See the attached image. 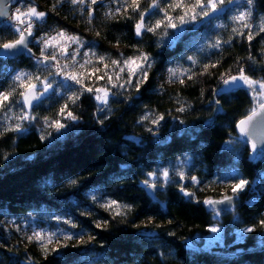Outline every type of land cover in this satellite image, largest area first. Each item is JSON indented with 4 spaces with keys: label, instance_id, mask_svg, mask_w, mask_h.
<instances>
[{
    "label": "trees",
    "instance_id": "16d2710c",
    "mask_svg": "<svg viewBox=\"0 0 264 264\" xmlns=\"http://www.w3.org/2000/svg\"><path fill=\"white\" fill-rule=\"evenodd\" d=\"M38 9L49 12L46 23H42L41 32L54 34L53 30L66 28L69 32L81 34L86 40H97L100 54L118 52L131 55L133 47L147 52L154 64L148 83L139 92L129 89L124 95L110 101L111 113L101 125L98 117L104 113L97 112V101L85 93L71 110L81 117L80 121L65 131L63 136L52 129V137L41 141L43 121L33 122L24 134L8 132L0 136V264H86L82 257L100 258V264H264V229L258 221L264 219V181L258 173L264 170V162H249V145L235 143L239 160L236 162L239 172L249 180L247 189L239 195L233 212H222L219 223L213 219L207 206L197 203L196 199L205 197L220 198L231 194L227 184L213 183L221 171L230 168L235 153L224 150V141L235 139L238 134L236 121L251 106L250 96L244 91L222 99L223 113H216L212 89L217 87L215 76L199 77L198 81L187 82V86L166 83L167 69L170 67L187 68L190 61L184 57L196 55L201 63L222 60L218 72L235 67L238 58L248 55L261 60V49L264 48V33L257 36L249 45L246 39L236 38L231 45L223 49H206L199 51L201 45L213 41L217 36L227 40L235 25L227 16L214 23H223L225 28L200 27L189 32L183 42L175 47H158L157 37L146 34L136 37L131 20L118 17L106 20V10L96 8L94 25L102 32L97 38L94 31H89L83 23L86 13L81 16L79 9L70 3L59 5L56 12H51L54 0H35ZM264 16V0H255L253 20L259 22ZM0 38H14L11 29L0 30ZM120 44L116 45V40ZM39 55V48L33 46ZM248 66L251 62L246 59ZM36 72L34 61L21 57L0 59V90H6L10 80L9 68ZM254 77L264 76L259 64ZM199 71V68H196ZM59 79V78H57ZM91 83V82H90ZM163 92H158L160 85ZM97 85V86H102ZM203 89L204 95L200 92ZM114 92L120 90L113 89ZM179 94L182 102L190 104L189 111L176 112L175 97ZM130 97V98H129ZM65 101L52 96L40 107L33 110L39 117L52 116ZM13 112L19 111L14 105ZM164 113L165 120L154 128L153 135L147 128L151 123L138 124L140 116L147 112ZM175 117L176 119H173ZM214 119L215 124L206 126L205 122ZM180 121H183L181 124ZM60 136L59 139H55ZM130 137H138L143 143L136 144ZM160 140L161 143L156 141ZM8 154L7 160L3 155ZM188 154L193 157L192 165L186 166L188 176H197L201 183L193 185L191 181H180L188 190L196 192V198L189 201L179 191V185L170 183L158 193L160 203L153 202L146 194L141 181L146 173L163 161L168 166L176 163L178 157ZM122 165H127L126 168ZM77 180L71 185L69 181ZM178 180V177H174ZM210 185V186H209ZM99 189L98 197L115 199L132 205V211L123 219H113L111 214L94 204L88 197L90 190ZM75 200L79 207L71 202ZM82 211H90L91 216H81ZM32 213L33 218H29ZM66 215L86 229L95 237L85 248L61 249L60 254L48 256L40 253L34 244H29L21 232L11 227L10 221L36 222L54 228L67 229L65 224H57L47 219L48 215ZM239 217L234 223L233 217ZM107 219L110 227L96 229L94 221ZM147 224L148 227H144ZM140 227H137V226ZM221 226L224 229L223 246L212 251L200 250L209 237L210 226ZM256 226L252 233H244V238L236 240L238 229ZM71 231H77L71 229ZM152 231L158 238H142L141 232ZM169 233H172L171 235ZM87 239V237H85ZM193 243L195 247L189 246Z\"/></svg>",
    "mask_w": 264,
    "mask_h": 264
},
{
    "label": "snow or ice",
    "instance_id": "6c2138e0",
    "mask_svg": "<svg viewBox=\"0 0 264 264\" xmlns=\"http://www.w3.org/2000/svg\"><path fill=\"white\" fill-rule=\"evenodd\" d=\"M64 2L65 0H54L50 11L56 12L58 6ZM67 2L74 8H78L81 16L86 13L83 23L88 26L89 31H94L95 36L100 38L102 32L96 30L94 25L96 18L94 6L103 5V0H67ZM13 3H18V0H0V18H4L0 19V30L11 29L14 37L9 40L0 38V58L27 57L34 61L36 72L15 71L8 77L10 83L7 89L0 90V136L8 132L24 134L28 130L24 126L25 123L31 125L40 120L43 121L44 130L40 135L41 141L52 137V131H47V129H52L63 136L70 128L69 122L75 126L80 121L81 117L71 110V106L77 105L85 93L92 95L97 101V112L104 113L103 119L98 117V123L103 125L112 111L110 101L117 96L124 95L129 89L139 92L141 87L148 83L154 61L147 52L133 45L131 47L134 51L131 55H126L124 52H118L115 57L112 53L100 54L96 51L99 47L97 40H86L81 34L69 32L66 28L54 29V34L45 33L37 38L34 32L35 25L37 22L46 23L49 12L39 10L35 5V0H27L24 10L16 7L13 12L11 8ZM113 3L117 6L114 9L109 7L104 12L106 20H116L122 17L124 20L133 21L134 35L143 38L150 33L157 37L158 47L165 44L168 47H175L183 42L186 34L200 27L225 28L226 25L223 23H214L225 16L235 25L231 29L230 38L223 40L217 36L213 41L201 45L199 51L206 49L222 51L223 45H231L232 41L238 37L246 39L251 45L257 36L264 33V16L260 17L258 23L253 20L255 0H113ZM34 41L39 48V55L31 47ZM119 44L120 40L117 39L116 45ZM261 57L260 61L251 54L246 58H238L234 68L230 67L218 72L217 70L223 63L222 60L201 63L198 56L188 55L184 58L191 62L189 67L167 69L166 83L168 84L178 83L187 86V82L191 81L195 84L199 77L215 76L217 87L212 89L213 99L209 103L215 106L216 113H223L221 101L226 96L234 95L237 91H244L250 96L251 106L246 109L242 118L236 121L238 136L235 139L230 138L224 141V150L235 153L230 168L221 171L213 181V183L227 184L231 194L221 193L218 199L211 196L203 200L196 199L197 203L208 207L217 224L222 212L234 210L235 201L250 183L238 170L236 162L240 157L233 145L235 143L250 145L249 162H264V76L256 78L253 75L257 64L260 70L264 71V48L261 49ZM245 59L251 62L250 65L246 66L243 63ZM62 60L65 62L61 63ZM197 67L199 71L196 70ZM100 82H104L103 85L97 86ZM113 89L120 91L114 92ZM163 90L164 85L162 84L157 91L163 92ZM200 95H204L203 89ZM52 96L60 97L65 101L52 116L39 117L33 114L34 109L40 107L46 100H50ZM175 103L177 104L175 110L178 113L187 112L192 107L182 102L179 94L175 97ZM14 105L19 106L18 112L12 111ZM173 119L176 118L173 117ZM164 120V113L149 111L141 115L137 123H151L154 127L147 128V131L155 135L154 128L159 127ZM180 123L182 124L183 121ZM205 124L211 127L215 124V120L209 119ZM60 136L55 139H59ZM129 139L136 144L143 143L138 137ZM156 142L161 143L160 140ZM8 158V154L3 155L4 160ZM192 160V156L185 154L183 157H178L175 164L170 161L168 166H164L163 161H158L157 166L146 173L147 178L141 181L151 199L156 201L157 190L164 189L170 183L178 184L179 191L189 201L195 199L196 192L188 190L186 184L179 183L185 180L191 181L193 185L201 183L197 176H188L185 171L186 166L192 165ZM122 167L126 168L127 165H122ZM174 177H178V180ZM258 178L264 181V170L258 173ZM69 183L76 185L78 181L73 179ZM99 191V189L90 190L86 195L94 204L110 213L113 219L126 218L132 211V205L115 199L98 197ZM71 203L79 207L75 200ZM221 205L224 207H219ZM80 215L89 217L92 213L82 211ZM29 218H33L32 213H29ZM47 219L55 220L58 225L65 224L68 228H58L56 231L33 228L31 234L25 231L24 235V239L29 244H34L45 259L50 255L60 254L61 249L70 247L85 248L88 252L91 251L88 245L95 237L76 221L59 214L48 215ZM238 221L239 217L234 216L233 222ZM10 223L15 226L16 231H21L20 225L16 224L15 220ZM93 223L96 229L103 230L110 227L107 219ZM258 225L264 229V219L259 220ZM144 227L148 225L145 224ZM71 229L77 231H71ZM255 230L256 226L238 229L236 240H242L244 233H252ZM208 231L218 234L222 228L213 225ZM139 235L148 240L158 238V234L152 231L141 232ZM211 239L219 241L221 237L217 235ZM261 243L264 244V241ZM2 246L0 244V247ZM81 259L86 261V264H100L99 257L89 259L85 255ZM28 264H34V261L30 259Z\"/></svg>",
    "mask_w": 264,
    "mask_h": 264
},
{
    "label": "rangeland",
    "instance_id": "374dc122",
    "mask_svg": "<svg viewBox=\"0 0 264 264\" xmlns=\"http://www.w3.org/2000/svg\"><path fill=\"white\" fill-rule=\"evenodd\" d=\"M65 2H67V0H65ZM27 5V0H18V3H13L12 5V11L14 12L15 11V8L16 7H20L21 10H24L25 7ZM35 5L38 7L39 4H37L35 2ZM117 5L115 3H113V0H103V5L101 4H98L96 6H94L95 8L97 9H102V10H108L109 7L111 8H115ZM40 10V8H39ZM42 23L41 22H37L36 25H35V28H34V32H35V35L36 37L38 38L39 36L41 35H44L45 33H42L41 32V25ZM33 46L36 45L35 41L33 42L32 44ZM65 61H61V63H64ZM9 73H14L15 71H18V69H14L12 67L9 68ZM104 82H100L99 85L103 84ZM28 126H31L28 124ZM225 192V190L223 191V193ZM238 200V199H237ZM16 224H19L20 227H21V234L24 236L25 235V231H27L28 234H31V231L33 228H35L36 230H41V229H46V230H49V231H56L57 228H54V227H51V226H47V225H43V224H39V223H36V222H32V221H28V222H25V223H22V222H16ZM11 227L13 229H16L15 226L13 224H11ZM218 227H221L218 225ZM222 228V227H221ZM224 229L222 228V231L218 234L216 233H211L210 232V235L209 237L205 240V243H204V246L202 248H200V250H204V251H212L214 250L215 248H218L219 246H223V238H224ZM219 235L221 237V239L219 241L217 240H212L211 238L214 237V236H217ZM189 246H191L192 248H197L194 246V244L191 242L189 243Z\"/></svg>",
    "mask_w": 264,
    "mask_h": 264
},
{
    "label": "water",
    "instance_id": "95a60500",
    "mask_svg": "<svg viewBox=\"0 0 264 264\" xmlns=\"http://www.w3.org/2000/svg\"><path fill=\"white\" fill-rule=\"evenodd\" d=\"M13 5V4H12ZM12 5H11V8H12ZM0 19H4V18H0ZM31 47H32V45H31ZM21 57H23V56H21ZM21 57H17V58H21ZM0 59H2V60H8V59H4V58H0ZM16 59V58H15ZM238 134V133H237ZM249 149H250V152H251V147H250V145H249ZM144 187V186H143ZM145 189V188H144ZM162 191V189H159V190H157V196H156V201H159L158 200V193L159 192H161ZM145 192H146V194H147V189H145ZM147 196L151 199V197L147 194ZM152 200V199H151ZM153 202H156V201H154V200H152ZM236 202H237V200L235 201V204H236ZM219 207H221V208H223L224 206L223 205H221V206H219ZM208 208V207H207ZM235 209V208H234ZM208 211H209V209H208ZM234 210H230L229 212H233ZM210 212V211H209ZM211 213V212H210Z\"/></svg>",
    "mask_w": 264,
    "mask_h": 264
}]
</instances>
